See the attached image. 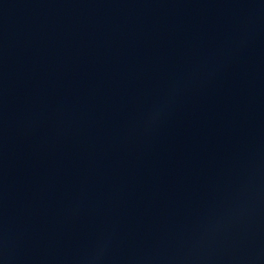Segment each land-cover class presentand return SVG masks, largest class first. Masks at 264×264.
<instances>
[{"label": "water", "instance_id": "95a60500", "mask_svg": "<svg viewBox=\"0 0 264 264\" xmlns=\"http://www.w3.org/2000/svg\"><path fill=\"white\" fill-rule=\"evenodd\" d=\"M0 264H264V0H0Z\"/></svg>", "mask_w": 264, "mask_h": 264}]
</instances>
